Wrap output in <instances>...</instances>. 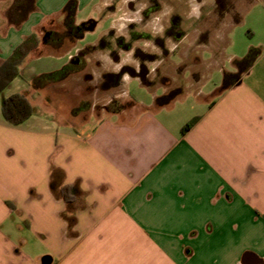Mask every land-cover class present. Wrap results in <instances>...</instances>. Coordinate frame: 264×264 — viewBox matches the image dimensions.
<instances>
[{"label": "crops", "instance_id": "obj_1", "mask_svg": "<svg viewBox=\"0 0 264 264\" xmlns=\"http://www.w3.org/2000/svg\"><path fill=\"white\" fill-rule=\"evenodd\" d=\"M94 1L35 0L14 22L13 0H0V63L30 33L39 40L0 92V264H264V9H244L227 30L247 22L249 40L228 55L232 68H221L212 89L200 83L161 106L158 93L134 99L138 110L87 119L76 112L79 99L67 104L64 120L54 106L57 83L43 77L82 46L43 51L56 43L40 34L64 19L68 3L75 24L77 11L105 5ZM213 47L217 56L199 53L198 67L221 61L220 45ZM252 47L258 55L238 71L234 60ZM103 52L92 60L105 61ZM226 74L233 76L222 88ZM13 92L36 108L17 125L1 111ZM52 167L61 172L52 177ZM65 183L77 189L70 204L60 194Z\"/></svg>", "mask_w": 264, "mask_h": 264}, {"label": "flooded vegetation", "instance_id": "obj_2", "mask_svg": "<svg viewBox=\"0 0 264 264\" xmlns=\"http://www.w3.org/2000/svg\"><path fill=\"white\" fill-rule=\"evenodd\" d=\"M237 1L109 0L100 10H104L105 18L115 20L97 41L76 49L68 64L85 67L98 50L107 52V57L115 60V69H101L104 60L93 59L94 65L100 68V76L88 88L115 90L126 83L124 77L128 76L148 88L159 89L161 95L155 102L167 93L196 88L194 85L203 71V67H198L199 53H206L210 59L217 56V49L212 44L213 31L218 24H225L226 19L232 22ZM193 3L199 5V16L191 13ZM92 23L96 27L99 20L89 18L79 25L64 23L61 31L45 29L43 40L59 44L76 41ZM224 33L227 36L228 32ZM183 42H187V46ZM171 59L176 60L172 67ZM83 76L87 80L95 78L91 70L85 71ZM118 104V100L111 99L102 106L105 111H114L123 108Z\"/></svg>", "mask_w": 264, "mask_h": 264}, {"label": "rangeland", "instance_id": "obj_3", "mask_svg": "<svg viewBox=\"0 0 264 264\" xmlns=\"http://www.w3.org/2000/svg\"><path fill=\"white\" fill-rule=\"evenodd\" d=\"M106 2L108 3L109 0H95L94 2ZM94 6H89L86 8H82L80 11H77L75 14V24L79 25L81 22L87 21L89 18L98 19L99 23L93 29H88L82 33L80 37L76 40L77 44L80 46H85L88 43H94L97 41L99 36L102 34L104 30H106L110 26V22L112 21V17H106L104 14V10H93ZM244 9H264V1L257 2L256 0H238L236 2V8L234 9V15L232 22L227 19L224 22L218 24L215 27V30L212 34V44L217 45L219 44V55L223 58L219 62H213L211 64L207 63V65H203V79L202 81H198L195 87L199 86L202 83L201 90L206 92L214 87L217 83L219 84L222 79L223 72L221 68L230 70L232 68L231 62L228 59V55L236 50L240 46L243 41H248L249 37L247 34V22H241L237 26H234L233 31L228 32V39L226 38V32L229 27L233 24L240 15H242V11ZM63 19L61 17H56L50 25H47L46 28H51L57 31H61L63 29ZM233 26V25H232ZM230 28H233V27ZM45 31V30H44ZM44 34H40V38H43ZM75 41H64L62 43H56V46H44L42 50L52 51V50H60L65 49L68 47V44H73ZM223 47L224 52L226 55L223 54ZM206 56V53H203ZM224 55V56H223ZM207 57V56H206ZM114 61L111 58L105 59L103 66L109 69H113ZM208 67V68H207ZM62 69V70H61ZM57 72L55 76V82L57 83L56 88H58L57 92L58 95L55 98V111L58 109L60 118L66 120L65 110L67 104L72 103V101L76 102L81 99L80 104L76 106V112H80L79 119H87L89 114L94 115V117L99 116L105 109L103 108V104L108 103L111 99L118 100L119 104L123 108H130L138 110L136 107L137 104L135 103L134 99L141 102H149L153 100V95L160 93V90H154L151 88L146 87L145 85L141 84L136 79H128L125 84L121 85L120 87L116 88L115 90H107L102 91L100 89H93L88 88L92 87L94 83L98 81L100 76V68H97L94 65L93 60L89 62V65L82 66L81 64H74L69 65L68 63L65 64L62 68ZM74 70V71H73ZM91 70L94 79L87 80L84 78L83 74L85 71ZM128 77V76H127ZM129 78V77H128ZM185 79V78H184ZM189 80L188 78L185 79ZM91 85V86H89ZM74 92V93H73ZM128 92V93H127ZM40 96L42 93L39 92ZM38 100L37 103L40 102L41 97H36ZM57 99V100H56ZM73 99V100H72ZM36 100V99H35ZM42 114L45 112H52L51 110H40ZM93 119H90V122Z\"/></svg>", "mask_w": 264, "mask_h": 264}, {"label": "trees", "instance_id": "obj_4", "mask_svg": "<svg viewBox=\"0 0 264 264\" xmlns=\"http://www.w3.org/2000/svg\"><path fill=\"white\" fill-rule=\"evenodd\" d=\"M35 8V0H13V8L10 12L9 19L14 22H21L24 20L28 14ZM74 6L72 3H68L63 10L64 19L63 22L68 24L69 22H74ZM39 43L38 36L36 33L32 32L27 35L17 46H15L8 56L0 63V92L4 87H6L12 79L19 75V66L28 55L29 52L37 48ZM258 48H250L248 52L241 58L235 59L234 63L238 68V71L245 70L254 58L258 55ZM59 72V71H57ZM44 75V80H55V74ZM233 74H226L224 81L221 85L222 88L228 86L229 80ZM179 93H167L162 98L157 99L155 104L158 106L164 105L172 101ZM36 108L25 93L23 92H13L10 95L3 97L1 111L3 117L9 123L17 125L22 123L28 117H30ZM199 116H194L188 122H186L181 127V132L184 133L189 130L198 120ZM52 177H54L57 171L61 172L59 169L52 167ZM53 181L51 182V186ZM53 188V186H52ZM76 187L74 184H62L60 186V194L62 199L70 204L75 199Z\"/></svg>", "mask_w": 264, "mask_h": 264}, {"label": "clouds", "instance_id": "obj_5", "mask_svg": "<svg viewBox=\"0 0 264 264\" xmlns=\"http://www.w3.org/2000/svg\"><path fill=\"white\" fill-rule=\"evenodd\" d=\"M198 9H199V5L193 3V5H192V9H191V13H192V15H194V16H199V11H198ZM120 18H121V19H124V17H120ZM110 23H111V22H110ZM121 27H123V24L121 25ZM117 67H119V66H117ZM124 79H125V80H128V77L125 76Z\"/></svg>", "mask_w": 264, "mask_h": 264}, {"label": "water", "instance_id": "obj_6", "mask_svg": "<svg viewBox=\"0 0 264 264\" xmlns=\"http://www.w3.org/2000/svg\"><path fill=\"white\" fill-rule=\"evenodd\" d=\"M94 28V23H92V25H90L89 29H93Z\"/></svg>", "mask_w": 264, "mask_h": 264}]
</instances>
